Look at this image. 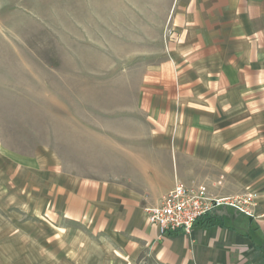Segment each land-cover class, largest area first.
I'll list each match as a JSON object with an SVG mask.
<instances>
[{
	"label": "rangeland",
	"instance_id": "374dc122",
	"mask_svg": "<svg viewBox=\"0 0 264 264\" xmlns=\"http://www.w3.org/2000/svg\"><path fill=\"white\" fill-rule=\"evenodd\" d=\"M170 1L0 0V264H91L61 203L80 182L139 179Z\"/></svg>",
	"mask_w": 264,
	"mask_h": 264
},
{
	"label": "crops",
	"instance_id": "0c3cea01",
	"mask_svg": "<svg viewBox=\"0 0 264 264\" xmlns=\"http://www.w3.org/2000/svg\"><path fill=\"white\" fill-rule=\"evenodd\" d=\"M164 29L165 57L139 98V179L80 182L63 212L90 233L91 264H264V0H171ZM176 183L255 190V217L223 207L189 234H161L143 207Z\"/></svg>",
	"mask_w": 264,
	"mask_h": 264
},
{
	"label": "built area",
	"instance_id": "2783aa9c",
	"mask_svg": "<svg viewBox=\"0 0 264 264\" xmlns=\"http://www.w3.org/2000/svg\"><path fill=\"white\" fill-rule=\"evenodd\" d=\"M218 181L217 185H220ZM259 194L248 190L240 194H213L203 184L176 183L156 204L143 207L149 224L157 226L161 234L181 231L191 233L200 218L218 208L228 207L246 216L255 217Z\"/></svg>",
	"mask_w": 264,
	"mask_h": 264
},
{
	"label": "trees",
	"instance_id": "16d2710c",
	"mask_svg": "<svg viewBox=\"0 0 264 264\" xmlns=\"http://www.w3.org/2000/svg\"><path fill=\"white\" fill-rule=\"evenodd\" d=\"M210 214H211V213H210ZM208 215H209V214H207V215H205L204 217L200 218L199 221H200L201 219L205 218V217L208 216Z\"/></svg>",
	"mask_w": 264,
	"mask_h": 264
}]
</instances>
